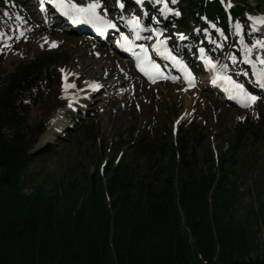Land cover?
Segmentation results:
<instances>
[{"label": "trees", "instance_id": "1", "mask_svg": "<svg viewBox=\"0 0 264 264\" xmlns=\"http://www.w3.org/2000/svg\"><path fill=\"white\" fill-rule=\"evenodd\" d=\"M184 1L192 19L198 11L226 23L220 2ZM230 1L229 14L264 13V0H253L254 6ZM2 59L0 264H264V256L251 257L256 233L239 228L231 210L237 162L231 151L255 139L259 127L250 115L232 128L228 148L216 159L209 154L198 164L189 141L156 147L144 134L128 161L103 166L104 186L97 172L84 171L78 196L72 186L60 196L41 186L25 194V171L36 158L29 151L62 104L50 83L60 59L39 55L12 72ZM164 152L169 159L162 167Z\"/></svg>", "mask_w": 264, "mask_h": 264}, {"label": "rangeland", "instance_id": "2", "mask_svg": "<svg viewBox=\"0 0 264 264\" xmlns=\"http://www.w3.org/2000/svg\"><path fill=\"white\" fill-rule=\"evenodd\" d=\"M176 3L182 9L187 6L183 1L176 0ZM248 3L252 5L253 1L248 0ZM3 13L0 11V54L8 72L14 71L20 61L32 60L38 55L60 59L59 65L51 67L53 74L50 83L55 96L53 99L59 97L60 101L64 99L65 102L54 109L47 133L55 123H61L63 114L83 108L80 102L87 90L93 85H104L108 71L112 70L110 81L120 83L118 88L114 86L116 89L110 91L104 101L95 106L94 112L77 124L76 131L67 140L49 153L37 156L29 164L25 171V194L41 186L49 195L60 196L64 189L72 186L73 195L78 196L84 171L89 174L97 172L100 184L104 186L106 176L103 166L108 161L113 164L121 159L128 161L130 148L144 134L156 147H161L165 141L171 143L173 148L174 145L177 147L179 138L189 141L198 164L206 161L209 154L216 159L219 153L228 148L232 128L242 123L249 114L257 121L259 128L255 139L238 149L237 154L231 151L237 161L232 166L234 174L231 181L235 183L230 193L233 202L231 210L233 222L239 228L256 233L251 257L264 256V102L254 101L248 107L237 108L214 101L203 90L186 91L182 86L169 84L148 87L138 81L126 66L106 54L105 47L101 49L63 32L43 30L24 19L28 13L8 12L7 17ZM183 14L188 17L185 11ZM17 16L20 20L16 19ZM192 22L188 19L183 30L179 23L172 24L165 36L173 41L181 33L197 31L201 23ZM237 24L239 22L230 23L229 30L233 35L237 34ZM257 31L264 33V25L254 26L253 21H249L246 33L254 34ZM207 32V29H203V34L207 35ZM217 32L219 39L212 41V53L219 51V47H223L222 42L226 41L219 29ZM242 32L240 26L239 40L234 45L238 58L243 56ZM53 43L55 46L50 47ZM258 50L263 51L260 48L256 50L257 53ZM227 56L231 61L236 59L228 47L223 51L222 60ZM100 61L109 64L101 65V75L95 80L87 71ZM65 75L67 81L76 87L75 90H63L61 84ZM37 121L30 117L31 123ZM38 145L39 141L35 151ZM155 159H159L158 154ZM168 159L169 155L164 152L162 167Z\"/></svg>", "mask_w": 264, "mask_h": 264}, {"label": "snow or ice", "instance_id": "3", "mask_svg": "<svg viewBox=\"0 0 264 264\" xmlns=\"http://www.w3.org/2000/svg\"><path fill=\"white\" fill-rule=\"evenodd\" d=\"M48 2L52 4L54 7L60 9L64 13V15L66 16L71 15L73 19L83 18L90 22H99L103 25H106L107 27H114V25L111 24L108 20L102 19L97 14V9L100 7V5L96 2L89 3L86 7H78L74 3H65L64 0H48ZM141 2L142 0H137V3H141ZM157 2L163 5L161 9L162 13L171 11V9L168 8L165 0H157ZM172 2L175 3L176 0H172ZM5 3H8V0H5ZM174 14L178 16L179 12H175ZM3 15L7 17L9 13L5 11ZM16 19L20 20V17L17 16ZM249 20L253 21L254 26L257 24L264 25V17L262 18L249 17ZM128 23L133 26L134 32H137L138 30L141 29V25L139 21L136 19V17H133L130 21H128ZM236 30H237V35H239L240 34L239 24L236 25ZM253 31H255V27H253ZM0 35H2V33H0ZM21 35H23L22 32H21ZM181 38L183 39L182 36ZM122 39L126 40V38L124 37H122ZM241 43H243V41H241ZM118 45H119V42H118ZM162 45H163L162 41H157V44L153 45V51H155L157 55L162 56L164 59L172 61L174 65H179L180 68L186 73V75L190 76L191 74L188 73L187 68L184 67V65L180 61H178L175 56H173L167 50L161 51ZM54 46H55L54 43L50 45V47H54ZM258 47L264 48V42L258 41L257 43L252 45V48H258ZM140 48H141V53L140 55L137 56V61H138L137 67L140 69L142 73H144V75L148 76L149 80H152V82H155V80L153 79V76L146 69L145 65L150 66L151 68H156V65H154L151 59L147 56V50L144 48V46L141 45ZM252 48L245 47L242 50L245 56L243 62L250 65V67L252 68V75L256 77V83L258 84L260 88H264V68H262L261 70H257V64L264 66V58L257 55L255 57V63H253V61L248 58V54L252 51ZM200 51L203 52V49H201ZM141 57H143V59H141ZM233 62H235L234 58H233ZM205 64L209 68L212 67L211 61L206 58H205ZM61 71L63 72V70ZM223 79L226 84L230 85V88H227L225 90L236 93V95H233L230 98L236 99L237 97H242L243 100L245 101L243 106L248 107L250 106L252 102H254L257 99L256 96L251 95L248 92H246L240 84L233 82L230 78L224 77ZM216 82H217V79L214 78L212 80V83L215 84ZM92 87H96V86L93 85ZM69 106H71V104Z\"/></svg>", "mask_w": 264, "mask_h": 264}, {"label": "bare ground", "instance_id": "4", "mask_svg": "<svg viewBox=\"0 0 264 264\" xmlns=\"http://www.w3.org/2000/svg\"><path fill=\"white\" fill-rule=\"evenodd\" d=\"M107 59V58H106ZM106 65V64H109L107 61H100L99 63H96L94 66H91L89 68V70L87 71L92 77H94L95 80H98L99 79V74H100V71H101V65ZM82 66H84V63H82ZM111 72L112 70L108 71L106 74H105V79L106 80H110V77H111ZM101 75V74H100ZM65 80L67 78V75L64 76ZM94 80V82H95ZM112 82V81H111ZM97 83V82H96ZM99 83V82H98ZM112 84H114V86H119L120 83L118 81H114L112 82ZM191 92H188V94H190ZM187 94V92H186ZM71 102V101H70ZM76 102V101H75Z\"/></svg>", "mask_w": 264, "mask_h": 264}]
</instances>
